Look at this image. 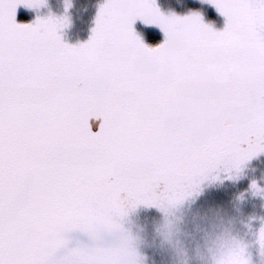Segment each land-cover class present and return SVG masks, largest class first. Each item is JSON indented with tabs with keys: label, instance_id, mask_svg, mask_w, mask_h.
Returning a JSON list of instances; mask_svg holds the SVG:
<instances>
[{
	"label": "snow or ice",
	"instance_id": "obj_1",
	"mask_svg": "<svg viewBox=\"0 0 264 264\" xmlns=\"http://www.w3.org/2000/svg\"><path fill=\"white\" fill-rule=\"evenodd\" d=\"M42 2L0 0V264H133L105 224L124 200L264 150V0H209L222 30L104 0L78 45L60 37L65 18L16 22L17 4ZM137 17L163 42L143 43ZM73 228L97 242L57 256Z\"/></svg>",
	"mask_w": 264,
	"mask_h": 264
},
{
	"label": "clouds",
	"instance_id": "obj_2",
	"mask_svg": "<svg viewBox=\"0 0 264 264\" xmlns=\"http://www.w3.org/2000/svg\"><path fill=\"white\" fill-rule=\"evenodd\" d=\"M250 157L220 160L180 188L168 190L155 196L151 202L143 203L155 205L161 212L159 220L152 226L151 240L145 235V226L137 225L136 231L124 226L125 219L140 202L124 200L119 211L108 214L105 224L124 238L132 254L133 264H145L146 254L139 251L141 244L154 245L167 251L171 264H192V261L197 264H264V215L251 213L246 217L226 216L218 208H191L196 195L201 191L202 181L219 179L221 171L232 179H238L244 175L245 161ZM221 164L224 166L222 169L219 167ZM245 193L259 197L261 207L264 208V184L253 178L248 188L234 198L233 206L238 213L240 203L246 199ZM185 201L188 202L187 205ZM255 220L259 221L258 227L253 226L252 222ZM88 235L92 244L97 242L95 236ZM67 240L66 236L63 247H66ZM87 246L89 245L71 247L65 253L76 256ZM253 247L256 249L255 260L252 258Z\"/></svg>",
	"mask_w": 264,
	"mask_h": 264
},
{
	"label": "trees",
	"instance_id": "obj_3",
	"mask_svg": "<svg viewBox=\"0 0 264 264\" xmlns=\"http://www.w3.org/2000/svg\"><path fill=\"white\" fill-rule=\"evenodd\" d=\"M164 3L163 14H175V4L172 0H166ZM204 12L206 16L211 17V20L218 23L220 26L219 30H222L226 18L220 13L213 3L209 0H203ZM54 5L49 6L47 0H43L38 6H27L23 3L17 4L15 20L17 23L30 24L36 20L37 17L42 19L48 17L46 13V7L51 11L56 9V5L63 3L69 7V15L73 14V18L67 24V29L63 31L60 36L62 41L69 45H78L83 43L85 38L88 36L91 30L92 19L96 18L99 11L100 5L103 0H53ZM170 4V5H168ZM196 4V3H195ZM207 4V5H206ZM173 5V6H171ZM167 6H171L170 9H166ZM191 7L188 12L193 13L199 11V6ZM45 13H44V11ZM189 13V14H190ZM136 20V19H135ZM134 20V21H135ZM133 21V24H134ZM141 23V20H137ZM137 23V24H138ZM132 24L134 31L135 25ZM151 25V24H149ZM155 29V28H154ZM156 30V29H155ZM157 32V30H156ZM59 34H61L59 32ZM157 39H160L159 43H162L165 35L164 32L160 34L157 32ZM158 44V43H157ZM92 130L98 129L99 121L92 120ZM219 167L222 169L224 166L221 164ZM220 178L212 182L204 180L201 182V191L196 195L195 200L191 204L192 209L206 210L208 208H218L226 216H247L251 213L264 215V208L261 207L262 201L259 197H252L245 193L246 199L240 203L239 213L233 206L235 196L248 188L250 181L255 178L261 184H264V150L257 152L245 161L244 175L238 179H232L227 176L223 171L220 172ZM163 188V185H161ZM185 201V205H187ZM161 212L156 208L155 205H146L140 203L132 210L129 217L125 219L124 226L131 227L133 231H136L137 225L145 226V235L151 240L152 226L155 221L159 220ZM254 227L259 226V221L255 220L252 222ZM239 227V225H237ZM68 237L66 247H62L57 250V256H62L68 248L75 247L78 245H91L93 241L89 237L88 233L79 228L72 229L66 233ZM111 237L108 234H104V240L108 241ZM139 251L146 254L145 264H171V258L167 251L161 250L156 246H148L141 244ZM192 264H197L196 261H192Z\"/></svg>",
	"mask_w": 264,
	"mask_h": 264
},
{
	"label": "rangeland",
	"instance_id": "obj_4",
	"mask_svg": "<svg viewBox=\"0 0 264 264\" xmlns=\"http://www.w3.org/2000/svg\"><path fill=\"white\" fill-rule=\"evenodd\" d=\"M172 1H174V4H175V6L171 5V6L175 7V9H176L175 15H178V16L189 15V13H190V12H188L189 8L194 7L193 5H195L197 7L199 6L198 7L199 11H197V13L200 14L202 21L205 24L210 25L212 28H214L216 30L220 29V26L218 23L211 20V17L206 16V13L204 12V9H203L205 7L202 6L203 3H205V1H203V0H172ZM47 2H48L49 6L53 7V5H54L53 0H47ZM103 2H104V0H103ZM165 2H167V1L166 0H155V5L159 8V10L161 12L164 10V3ZM166 4L167 3H165V5ZM168 5H170V4H168ZM171 6H167L166 9L167 8L170 9ZM44 13H45V11H44ZM45 14H47L48 17L65 18L63 25L58 28V32L61 33L60 36L63 34V31L65 29H67L66 28L67 24L69 23L71 18H73L72 13H71V15H69V7L65 6L63 3L56 5V9L51 10V11L46 7V13ZM48 17H46V18H48ZM137 20H141V23H138ZM95 23H96V18H93L92 23H91V30L89 31L88 36L85 38L84 42H86L90 38V36L92 34V29L95 27ZM135 24H137V25H135ZM133 25H135V28H134L135 34L140 37V39L143 43H145L146 45H148L150 47L157 46L158 44H160L159 43L160 39L156 38L157 37L156 34H157V32L158 33L160 32V34L163 33V30L160 28L159 25H157V24H151V25L145 24L144 21L139 17L136 18ZM154 28L157 30V32ZM251 251H252V258H253V260H255L256 259L255 247H253L251 249Z\"/></svg>",
	"mask_w": 264,
	"mask_h": 264
}]
</instances>
